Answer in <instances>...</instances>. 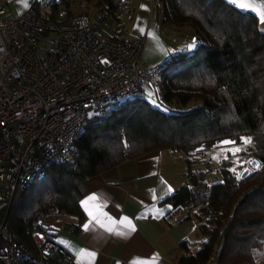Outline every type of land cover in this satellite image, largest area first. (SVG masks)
<instances>
[{
	"label": "trees",
	"instance_id": "16d2710c",
	"mask_svg": "<svg viewBox=\"0 0 264 264\" xmlns=\"http://www.w3.org/2000/svg\"><path fill=\"white\" fill-rule=\"evenodd\" d=\"M81 1V15L99 27L110 18L118 21L129 0ZM75 2L54 0L52 19L60 10L74 16ZM153 11L161 30L191 27L197 45L182 48L162 66L156 104L135 97L109 106L105 116L91 117L73 159L47 167L42 180L16 195L8 230L32 248L26 222L38 211L56 210L84 221L87 179L157 150L191 155L207 143L251 138L248 151L260 169L238 177L226 161L222 181L208 184L187 161L190 185L166 202L198 207L207 238L196 254L190 241L182 242L178 264H264V32L259 20L227 0H153ZM194 100L200 104L187 108Z\"/></svg>",
	"mask_w": 264,
	"mask_h": 264
},
{
	"label": "built area",
	"instance_id": "2783aa9c",
	"mask_svg": "<svg viewBox=\"0 0 264 264\" xmlns=\"http://www.w3.org/2000/svg\"><path fill=\"white\" fill-rule=\"evenodd\" d=\"M53 4L54 0H32L27 11L14 15L0 0L2 264H75L51 230L49 213L38 211L26 222L32 248L8 230L13 201L42 180L47 167L73 159L90 112L105 116L109 106L143 97L165 64L145 66L143 39L105 36L86 15L60 10L53 20ZM216 148L207 143L202 150ZM247 168L250 173L260 169L250 163ZM188 209L174 208L166 222L178 224Z\"/></svg>",
	"mask_w": 264,
	"mask_h": 264
},
{
	"label": "crops",
	"instance_id": "0c3cea01",
	"mask_svg": "<svg viewBox=\"0 0 264 264\" xmlns=\"http://www.w3.org/2000/svg\"><path fill=\"white\" fill-rule=\"evenodd\" d=\"M3 1L14 15L24 13L32 3ZM130 1L135 20L132 32L124 37L143 39L141 61L145 66L166 63L185 48L180 35L173 39L165 36L154 18L153 0ZM82 5L81 0L74 4L77 9ZM123 8L119 15L125 13ZM241 10L255 14L264 32V23L255 11ZM113 22L108 19L106 27L101 26L99 31L113 36L109 28ZM200 152L203 150L191 155L174 149L157 150L87 179L86 196L81 200L85 215L81 224L77 215L49 212V225L59 244L73 255L75 264H178L182 256L179 245L184 241L192 243L191 253L196 254L207 240L201 232L203 221L199 219L198 207L190 205L187 216L176 225H169L165 218L174 209L166 200L182 186L190 185L187 161L194 172H203L205 181H210L209 171L199 167ZM232 171L238 177L245 172L242 168ZM77 226L79 232L74 231Z\"/></svg>",
	"mask_w": 264,
	"mask_h": 264
},
{
	"label": "rangeland",
	"instance_id": "374dc122",
	"mask_svg": "<svg viewBox=\"0 0 264 264\" xmlns=\"http://www.w3.org/2000/svg\"><path fill=\"white\" fill-rule=\"evenodd\" d=\"M123 9L125 13L120 14V15L118 14L119 20L115 21L113 19L114 22L109 28L113 31L114 34L113 36H109V37H114L117 39H120V38L124 39V38H127L124 36H129V34L132 32V27H133L132 25L135 20L134 7L132 6V2L129 0L127 4L124 5ZM83 10L84 9L82 7L81 8L78 7V9L75 7L74 10H72V14L81 15L83 14ZM88 13L90 15H94L93 13H95V11L89 9ZM154 18L156 20L155 15H154ZM107 21L100 24L98 29L101 26L106 27ZM163 33L165 34V36H167L168 38H172V39L180 35L179 36L180 42L181 43L183 42L186 45L185 48L192 49L197 45L194 30L189 26H186L184 28H173L170 26V27L163 29ZM159 89H160V82H159V79L157 78L152 87L150 86L146 87L144 97H147L150 102L156 104L155 93ZM199 104H200L199 100H194L188 105L187 108H191ZM90 116L91 117L94 116L93 111L90 112ZM249 146L250 145H245L243 143H236V142L233 145H224L223 143H220L216 145L217 148L214 151L203 150V152H200L199 158L197 159V161H199L198 164L200 168L202 167L203 169L209 171L208 180L210 181L208 182V184L217 183V182L222 181L221 170L224 165V162L226 161L229 163L228 167L230 170L236 171L237 168H240V169L242 168V170L245 171L244 176L246 174H249L251 172V169H248V168L246 169L247 160L249 158L251 159L250 157L251 155L249 154V151H248ZM235 147H240L242 151H240L239 153L233 154L232 149H234ZM197 173H199V171H197Z\"/></svg>",
	"mask_w": 264,
	"mask_h": 264
},
{
	"label": "snow or ice",
	"instance_id": "6c2138e0",
	"mask_svg": "<svg viewBox=\"0 0 264 264\" xmlns=\"http://www.w3.org/2000/svg\"><path fill=\"white\" fill-rule=\"evenodd\" d=\"M230 2L241 9H251L255 11L259 15L261 23H264V0H230ZM141 31H143V29H141ZM242 141L245 145H250L252 143L251 138H242ZM222 143L224 145H233L235 142L232 140H225ZM232 151L233 154H236L242 151V149L240 147H235ZM247 163L253 164L257 169L261 167V164L256 161H247ZM91 199L95 200L96 197H92ZM85 203H87V201ZM128 224L130 226V222H128ZM90 255L94 256V253H91Z\"/></svg>",
	"mask_w": 264,
	"mask_h": 264
}]
</instances>
